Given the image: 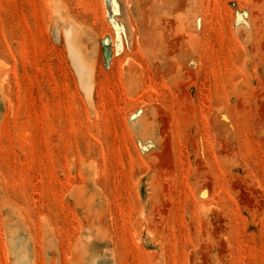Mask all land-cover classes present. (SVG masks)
<instances>
[{
	"label": "rangeland",
	"instance_id": "374dc122",
	"mask_svg": "<svg viewBox=\"0 0 264 264\" xmlns=\"http://www.w3.org/2000/svg\"><path fill=\"white\" fill-rule=\"evenodd\" d=\"M0 264H264V0H0Z\"/></svg>",
	"mask_w": 264,
	"mask_h": 264
}]
</instances>
